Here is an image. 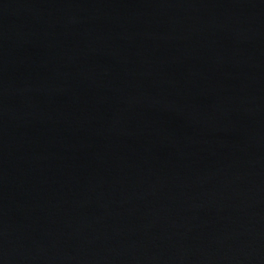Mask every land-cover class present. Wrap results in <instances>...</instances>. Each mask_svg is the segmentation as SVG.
Instances as JSON below:
<instances>
[{
    "label": "water",
    "instance_id": "water-1",
    "mask_svg": "<svg viewBox=\"0 0 264 264\" xmlns=\"http://www.w3.org/2000/svg\"><path fill=\"white\" fill-rule=\"evenodd\" d=\"M0 264H264V0H0Z\"/></svg>",
    "mask_w": 264,
    "mask_h": 264
}]
</instances>
